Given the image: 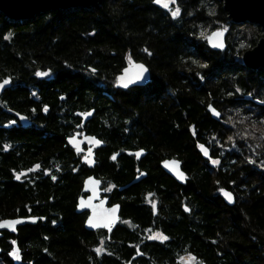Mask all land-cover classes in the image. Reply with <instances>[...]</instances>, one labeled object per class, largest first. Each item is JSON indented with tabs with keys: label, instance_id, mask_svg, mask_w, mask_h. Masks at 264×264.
<instances>
[{
	"label": "trees",
	"instance_id": "trees-1",
	"mask_svg": "<svg viewBox=\"0 0 264 264\" xmlns=\"http://www.w3.org/2000/svg\"><path fill=\"white\" fill-rule=\"evenodd\" d=\"M167 1L171 7L156 0H102L44 11L29 21L0 13V81L9 82L0 93V114L17 112L31 122L13 130L17 154L0 157V216L20 212L27 198L37 204L32 209L44 226L59 212L67 223L76 176L65 137L78 128L74 112L93 109L86 129L109 150L142 147L149 159L180 160L190 213L175 227L172 251L187 246L201 264H264V69L251 70L241 60L264 31L232 23L219 0ZM219 28L226 29V45L214 50L206 36ZM137 61L150 70V82L124 92L115 86L117 76ZM208 105L219 110L218 120ZM38 160L55 171L60 165L61 184L45 178L25 196L9 167ZM218 188L233 193L232 205ZM31 192L39 196L32 199ZM29 231L47 253L32 241L35 264L70 262L67 229Z\"/></svg>",
	"mask_w": 264,
	"mask_h": 264
},
{
	"label": "flooded vegetation",
	"instance_id": "flooded-vegetation-1",
	"mask_svg": "<svg viewBox=\"0 0 264 264\" xmlns=\"http://www.w3.org/2000/svg\"><path fill=\"white\" fill-rule=\"evenodd\" d=\"M131 88L121 90L125 92ZM79 120L78 128L70 135L75 132H78V138L82 134L93 135L103 145L82 143L80 150L76 151L66 142V137L70 135L65 137V144L71 151L69 168L76 176L71 182V213L67 223H63V214L59 212L57 216L54 215L57 220L49 215L51 221L44 226V217L39 215L38 210L32 209L37 204L30 203L26 198L20 212L0 216V221L35 219L33 223L15 226L13 231L0 228V264H35L31 254L37 252L32 250V241L37 242L38 239L30 235L31 227H40L41 233L46 228H54L57 233L64 229L69 231L68 239L73 245L70 262L55 264H201L194 253L188 252L190 249L187 246L172 251L176 245L175 227L183 220L187 221L190 213L186 202L190 189L185 187L188 175L182 164L184 180L178 182L162 167L164 160L175 157L149 159L142 147H120L111 151L103 139L86 129L89 120L85 124ZM27 121L28 124H24L17 112L0 114V157L8 154L9 159L11 152L17 154L12 133L14 129L29 127L31 122L28 117ZM137 150H142L144 155L137 157L134 153ZM88 159L92 164L86 161ZM209 163L214 164L213 161ZM59 166L55 171L38 160L18 168L10 166L9 173L12 181L23 186L26 196L29 188L36 191L45 178L52 185H60ZM177 185L184 187L175 191ZM222 190L228 189L218 188L220 196ZM31 196L32 199L37 198L39 193L31 192ZM37 243L41 248L40 253L47 254L44 244Z\"/></svg>",
	"mask_w": 264,
	"mask_h": 264
},
{
	"label": "water",
	"instance_id": "water-1",
	"mask_svg": "<svg viewBox=\"0 0 264 264\" xmlns=\"http://www.w3.org/2000/svg\"><path fill=\"white\" fill-rule=\"evenodd\" d=\"M222 2L224 10L227 12V17L234 24L254 23L264 31V0H219ZM102 0H0V13L9 20L29 21L32 20L38 13L54 10H69L77 8H88L90 6L99 5ZM206 42L211 49L221 50L226 45V29L219 28L210 32L206 36ZM242 63L245 67L251 70L264 69V36H261L256 44L246 49L241 55ZM150 70L141 61L127 63L118 74L115 86L119 89H127L134 86H145L150 82ZM0 81V91H3L9 86V83L4 84ZM207 110L211 117L218 120L220 112L214 106L208 105ZM74 114L81 119V123L85 124L91 119L93 109L87 111H75ZM24 124H28L25 116H20ZM67 144L80 150L81 144H92L93 146L103 145L93 135L82 134L78 138V132L66 137ZM199 152L202 156L210 159V151L204 146H199ZM137 157L143 156L142 150L134 151ZM89 159H92L91 157ZM86 160L89 164L91 160ZM181 162L175 158H169L162 162L163 169L168 172L178 182H183L184 172L180 166ZM225 193L231 195V200L227 198ZM221 197L228 205L234 203V195L228 190L221 191ZM30 218H15L0 221V228L13 231L15 226L22 225L27 222H33Z\"/></svg>",
	"mask_w": 264,
	"mask_h": 264
},
{
	"label": "snow or ice",
	"instance_id": "snow-or-ice-1",
	"mask_svg": "<svg viewBox=\"0 0 264 264\" xmlns=\"http://www.w3.org/2000/svg\"><path fill=\"white\" fill-rule=\"evenodd\" d=\"M156 2H157V3H162L164 7H168L167 0H156ZM172 2L174 3L175 0H172ZM178 14H179V9H176V10L173 11V13H172L173 16H176V15H178ZM6 38H7V37H6ZM37 75H46V74H45V73H37ZM7 83H8V81H4V84H7ZM17 178H19V177H17ZM225 195L227 196V198H228L229 200H231V195H230L229 193H225ZM161 238H162V239H167L166 237H161ZM97 251L99 252L100 250L98 249ZM14 254H15V253H14ZM17 258H19L18 255H17Z\"/></svg>",
	"mask_w": 264,
	"mask_h": 264
},
{
	"label": "bare ground",
	"instance_id": "bare-ground-1",
	"mask_svg": "<svg viewBox=\"0 0 264 264\" xmlns=\"http://www.w3.org/2000/svg\"><path fill=\"white\" fill-rule=\"evenodd\" d=\"M9 83V82H8ZM17 116H18V118L21 120V118H20V116H25L26 117V115H23V114H17ZM26 119H27V117H26ZM30 219H32V220H35V219H33V218H30ZM4 220H7V219H4ZM1 221H3V220H1ZM34 222V221H33ZM32 222V223H33ZM27 223H31V222H27ZM26 224V223H25Z\"/></svg>",
	"mask_w": 264,
	"mask_h": 264
},
{
	"label": "rangeland",
	"instance_id": "rangeland-1",
	"mask_svg": "<svg viewBox=\"0 0 264 264\" xmlns=\"http://www.w3.org/2000/svg\"><path fill=\"white\" fill-rule=\"evenodd\" d=\"M167 3H168V6L171 7V2L170 1H167ZM262 36H264V32H263V35Z\"/></svg>",
	"mask_w": 264,
	"mask_h": 264
}]
</instances>
